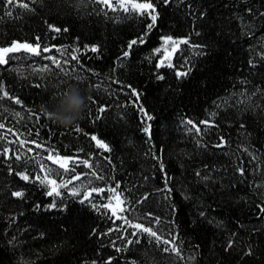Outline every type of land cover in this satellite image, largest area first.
Masks as SVG:
<instances>
[{
	"label": "trees",
	"instance_id": "trees-1",
	"mask_svg": "<svg viewBox=\"0 0 264 264\" xmlns=\"http://www.w3.org/2000/svg\"><path fill=\"white\" fill-rule=\"evenodd\" d=\"M153 2L159 18L149 32L147 15L112 11L95 0H88L84 11H76L73 0H36L30 3L31 11L14 7L11 16L5 15L9 9L5 0H0V47L13 41L35 44L39 38L42 46L52 49L41 57L23 50L10 53L13 59L0 65V82L10 96L23 102L17 105L8 98L0 100V122L6 125L0 134L11 128L24 133L29 141L24 148L18 142L9 143L16 140L11 133L0 140V264H106L109 257L112 264H264V213L257 208L264 206V187H257L264 185V59L258 55L264 53V17L259 15L264 12V0ZM248 7L254 15L246 11ZM49 25L61 31H52ZM146 32L145 43L134 45L124 57L129 42ZM189 34L193 43L207 45V55L182 45L173 62L183 70L191 67V74L177 79L175 70L165 67L159 70L165 79L158 80V58L152 53L160 47L161 37ZM85 45H95L99 51H85ZM60 48L67 49L63 57L57 51ZM73 48L81 50L77 53L79 64L71 60ZM47 56L67 60L64 69L72 75H65L43 58ZM186 60L190 63L185 64ZM44 65L51 71H33ZM114 80L141 92L140 103L154 119L143 120L130 90L121 91ZM70 85L92 99L76 124L65 128L48 120L41 106ZM99 107L107 111L99 113ZM16 112L23 119L15 117ZM188 119L201 128L200 136L183 123ZM201 120H211L215 127L205 131ZM146 124L151 125L150 142L143 130ZM93 135L109 144L111 151L98 148ZM221 136L228 144L213 147ZM33 140L43 148H36ZM5 147L10 149L11 159L2 154ZM28 148L33 151L27 152ZM44 149H54L62 156L91 157L107 181L82 175L77 185L91 181L90 186L109 187L119 182L129 200L150 193L144 204L134 207L130 218L135 220L149 211L161 217L164 223L156 227L165 235L178 234L185 259L164 253L165 246L158 247L147 234L140 235L139 244L125 247L127 241L117 237L131 233L132 228L109 233L123 221L107 209L97 211L90 204H80V198L65 189H61L62 197L55 198L65 210L46 211L54 199L46 195L48 189L14 174L27 169L33 177L43 175L29 157L39 153L46 158ZM14 152L25 153L24 159L17 161ZM41 162L63 174L50 160ZM161 162L171 177L170 198L157 191L165 188ZM240 166L246 170L243 177L237 171ZM198 170L211 179L201 180ZM88 172L77 165L74 173L63 174V178ZM13 191H23L24 197H13ZM102 195L103 200L93 194L94 202L107 203L108 193ZM12 237L16 240L10 243ZM229 241L233 242L230 249ZM192 255L194 261L188 259Z\"/></svg>",
	"mask_w": 264,
	"mask_h": 264
},
{
	"label": "snow or ice",
	"instance_id": "snow-or-ice-1",
	"mask_svg": "<svg viewBox=\"0 0 264 264\" xmlns=\"http://www.w3.org/2000/svg\"><path fill=\"white\" fill-rule=\"evenodd\" d=\"M35 2L36 0H5L6 7L9 9L8 11L5 12V15L11 16L12 11L10 9L14 7H22L25 10L31 11L32 9L30 8V3H35ZM95 2L100 3L101 5L105 6L106 8L112 11L122 10L126 13L135 12L140 16L147 15L151 20V23L147 25L149 32L156 26L157 20L159 18L157 5L153 2V0H142V2H138V0H115V2H113V0H95ZM181 2H183V0H181ZM170 3L171 0H163L164 5H169ZM189 8H191V5H189ZM101 10L103 11V9ZM246 11L249 14H253V15L255 14L251 7H248ZM259 15L261 17H264V12H260ZM49 28L55 32L61 31L59 27H56L54 25H49ZM64 31H67V29H64ZM195 34L197 36L200 35L199 32H196ZM146 39H147V32L143 36L131 40L128 44L129 51H125L123 53V56L128 57L133 46L137 44L145 43ZM161 41L162 43L160 47L155 48L152 53L153 56H156L158 58V61L155 65L157 69L158 80L165 79L164 75L160 74L159 71L160 69L165 67L174 69L177 79H183L191 74L192 72L191 67H187L186 70H183V66H181V68H177L176 64L173 62L174 57L177 56V54L182 51L181 48L182 45H187L194 50L198 49L199 55L202 56L207 55L205 51L207 45L193 43L191 39V34L182 38H174L171 35H166L161 37ZM21 50L37 57H41L43 53L52 51L50 47L42 46L41 43L39 42V38H37V42L35 44L28 42L20 43L17 41H13L11 45L8 47H0V65H7L9 61L13 59V57L10 56L9 54L16 53ZM84 50L96 53L99 51V48L95 45L91 47L85 45ZM57 51L61 53L62 57L67 54V49L64 48L57 49ZM80 51L81 50L79 48H73L72 49L73 54L71 55V60L76 61L78 64H79V56L77 55V53H79ZM258 55H260L261 58L264 59V53H258ZM43 58L50 60L52 64L55 65L57 68H59L61 72H64L65 75H72V73L66 72L64 69V65L68 63L67 60L59 59L56 56H47ZM188 63L190 62L186 60L185 64ZM249 64L255 67V64L252 60H249ZM33 71L45 73L51 71V68L49 65H44L43 67L33 68ZM77 79H79V77H77ZM112 83L120 85L121 91H123L124 88H128L130 90L131 96L135 97V100L132 101V103L137 107L138 111L141 113L143 120L151 121L154 119V117L150 115L145 110L144 106L140 103V98L142 96L141 92H139L136 88L132 87L131 85L123 84L119 80H114L112 81ZM36 86L39 87V85ZM97 87H99V85H97ZM257 91H259V89H257ZM61 94H63V92H61ZM240 95H244V93H241ZM251 95H255V92L252 93ZM5 98L11 99L17 105H22L23 103L20 98L10 96L9 91L5 89L3 82H0V100H3ZM89 99L91 100L92 98L89 97ZM92 102L96 103V101L94 100ZM0 107H3V105H0ZM4 111H8V109L4 108ZM106 111L107 109L105 107L98 108L99 113H104ZM14 115L15 117H19L20 119H23V116L21 115L20 112H16L14 113ZM211 115L215 116L216 114L212 113ZM99 118H100L99 116L96 117V119ZM36 119L39 120V117L37 116ZM183 123L185 125H191V128L189 129L190 132L194 130L197 136H200L202 134L201 128L197 125V123L193 122L191 119L185 120ZM199 124L205 125V129H204L205 131L207 130L208 127H215V124L211 120H201L199 121ZM243 127L244 125L241 124V128ZM5 128H6L5 123L0 122V129H5ZM79 130L80 129L77 128V131ZM143 130L146 134H148L149 142H150L151 125L146 124ZM8 133H11L13 136L16 137L15 141H9V143L18 142L22 148L26 147L27 143H29V141L26 138H24V133H21L18 130L14 131L11 128H8L6 133L0 134V140H6ZM30 134L31 133H29V135ZM91 139L95 141L96 146L98 148L103 149L105 152L111 151V147L109 146V144L105 143L102 139H98L97 136L95 135H93ZM31 143L34 144L36 148H43V145H41L35 140L31 141ZM227 144L228 141H226L224 137L221 136L219 138V142L213 145V147L224 148ZM44 150L48 152L46 158L41 157L39 153H36L34 157H29V159H34L35 162L39 165L40 173H43V175L37 174L33 177L32 174L27 169H25L24 171L15 172L14 174L17 175L20 178V180L26 183H33L38 181L40 185L48 189L46 195L48 197H53L54 199H52V201L47 205L45 209L46 211L51 212L53 210H60V211L65 210L66 206L62 207L58 205L55 199L57 197H62L61 189H65L72 197H79L80 204L82 205L85 203L90 204L91 207L97 211L101 208L107 209L111 213L112 217H115V219L117 220L123 221V225H118L116 229H109V233L112 231L127 232V228H132L133 231L131 233L117 237V239L127 241L125 247L127 245L139 244L141 242L139 238L140 235L147 234L152 240L155 241L158 247L160 245L165 246L162 248V251L164 253L173 254L175 257H177L180 260L185 259L183 255V247H182L183 241L179 240L178 234H173L172 232H168V234L165 235L163 231H161L159 228L156 227L157 225H161L164 223L161 217L149 211L144 213L141 217L135 218V220L130 218L129 214L134 210V207L136 205L144 204L150 198L151 196L150 193L142 194L139 199L129 200V198L125 196L124 190L121 189V184L119 182H116L114 186H109V187L90 186L92 183L91 181H89L88 185H83V184L77 185L76 182L81 181L82 175L84 176L90 175L99 181H105V176L100 173L99 167L94 164L91 157H89L88 159H80L78 157L62 156L60 155L59 152H56L54 149H44ZM9 151L10 149H8L7 147L3 149L2 154L4 155L5 159H11V156L8 155ZM32 151L33 149L31 148L27 149V152H32ZM244 151L247 152L248 149L245 148ZM13 154L15 155V159L17 161H22L25 156V153L23 152H14ZM155 158L159 159V157H155ZM43 159L50 160L53 164L58 165L60 169H63V174L74 173L75 166L77 165H83L85 168L89 169V172L85 174L76 173L75 175L70 176V178L64 179L63 174L57 173L54 169L42 163L41 160ZM253 160H257V157L254 154H253ZM108 162L111 163V160L109 159ZM160 171L165 173V188L163 190L158 189L157 191H164L168 193L169 196L166 198H170V193L173 191L172 188L168 187L171 181V177L167 175L163 162L160 163ZM237 171L239 172L240 176L243 177L245 175L246 170L244 167L240 166L237 168ZM196 175L200 177L201 180L204 181H208L211 179L210 175L201 176V172L199 170L196 172ZM105 182L107 183V181ZM70 185L71 187H69ZM257 187L258 188L264 187V185H257ZM81 189H83V191ZM105 192L108 193L107 203L98 204L94 202L93 194H96V196H99L103 200L104 196L102 194ZM11 194L13 197L16 198L24 197L23 191H13ZM37 208L39 209L40 205H37ZM257 208H259L260 212L264 213V206L257 205ZM200 215L204 216L205 213L201 212ZM144 220H147L148 223L147 224L143 223L142 221ZM172 223H174V221ZM93 234H95V229L93 230ZM107 234L108 233H105V235ZM41 235H43V233H41ZM129 237H135V239H131ZM15 240L16 237H12V241H10V243H12ZM113 244H115V241H113ZM232 246H233V242L229 241L227 246L228 249L232 248ZM116 250L121 251L120 248H117ZM247 254L250 255L251 252ZM188 259L194 261L196 257L195 255H192L189 256ZM92 264H96V262L92 261ZM106 264H112L111 257L108 258Z\"/></svg>",
	"mask_w": 264,
	"mask_h": 264
},
{
	"label": "clouds",
	"instance_id": "clouds-1",
	"mask_svg": "<svg viewBox=\"0 0 264 264\" xmlns=\"http://www.w3.org/2000/svg\"><path fill=\"white\" fill-rule=\"evenodd\" d=\"M72 7L76 11H84L88 7V0H73ZM89 97L76 85H70L63 90V94L54 95L48 105L41 106L43 115L60 127H71L84 112Z\"/></svg>",
	"mask_w": 264,
	"mask_h": 264
},
{
	"label": "rangeland",
	"instance_id": "rangeland-1",
	"mask_svg": "<svg viewBox=\"0 0 264 264\" xmlns=\"http://www.w3.org/2000/svg\"><path fill=\"white\" fill-rule=\"evenodd\" d=\"M20 43H24V42H20Z\"/></svg>",
	"mask_w": 264,
	"mask_h": 264
}]
</instances>
